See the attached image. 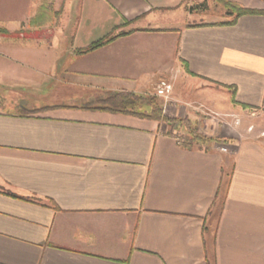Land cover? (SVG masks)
<instances>
[{"label":"crops","instance_id":"1","mask_svg":"<svg viewBox=\"0 0 264 264\" xmlns=\"http://www.w3.org/2000/svg\"><path fill=\"white\" fill-rule=\"evenodd\" d=\"M49 1H0V28L23 31L0 36V86L20 91L4 104L22 110L0 111V264H264V128L235 136L223 121L264 112V0H213L219 15L186 0ZM221 2L256 14L218 25L232 19ZM43 4L52 19L31 26ZM70 4L74 40L97 39L49 49L34 34L59 18L66 38ZM161 81L165 116L213 141L185 148L177 122L99 109Z\"/></svg>","mask_w":264,"mask_h":264},{"label":"rangeland","instance_id":"2","mask_svg":"<svg viewBox=\"0 0 264 264\" xmlns=\"http://www.w3.org/2000/svg\"><path fill=\"white\" fill-rule=\"evenodd\" d=\"M1 3H5L7 0H0ZM36 6H38L39 4H41L42 0H31ZM46 4L47 2H50L49 0H43ZM58 0H56V3L54 6H52V8L54 9H58L60 8L61 3L58 4ZM70 6V7H69ZM67 5V21L68 24L70 23V29H68V36L65 38L66 31L62 30L63 28V22L61 23V21L59 20V18H56L57 20L55 21V24L53 26L50 27H46L44 29H40L38 30L34 35L40 37V39H42V42L45 44V46L49 49L51 48H59L57 50H60L61 46H65V40L66 42L72 45V48L75 47H79L82 45H86L88 44L91 40L93 39H97L95 37V35L90 36V37H86L84 34H78L76 36V39L74 40V36H75V27H76V21L74 20V16L73 14H69V10H73L74 6ZM183 8L185 11H196L198 10L199 12H216L215 10L218 8L216 6L215 1L213 0H186L183 4H182ZM216 14V13H214ZM219 15V14H216ZM210 21L212 20H216L214 17L213 19H208ZM10 25V24H9ZM65 32V34H64ZM66 47V46H65ZM50 85V84H49ZM44 87V86H43ZM34 88H23V97H28L31 96L32 94H34ZM70 91V90H68ZM20 91H16V92H12L9 89H6L4 87L0 86V111L2 112H22V110L20 109H14L13 107H7L5 101H9L12 100V97L14 96L13 93L18 94ZM152 96H146L144 98H151ZM186 97L188 99H191L193 101H202V97L198 94H187ZM156 99V105H158L159 107H164L165 104H163V100L162 98H155ZM11 105V104H10ZM170 105V104H167ZM214 108L217 109V111L219 109H221V104H213ZM137 110L139 111H149L150 108L147 107L145 104H142L140 106L137 105L136 107ZM174 109H177V105L175 104H171L170 108H167V112L170 113L174 111ZM26 111H29V108H23V113H25ZM187 112H189L191 115L195 116L196 120H199V122L203 119H210V118H214L217 119V117L213 114H211L210 112H208L207 110H204L203 108H201L200 104H190L189 109L187 108ZM163 114L164 110H163ZM255 114V115H252ZM173 115V114H172ZM230 117V119L228 118ZM232 120V121H231ZM223 121H229L228 123L232 124V128L233 130H236L234 134L235 136L238 135V133L242 134L243 130H248V132H250L252 130V133H256V131L258 129H263L264 128V112L262 111H256V112H252V111H240V114H237V116H225V118H223ZM231 121V122H230ZM202 122V121H201ZM193 125V124H192ZM234 132V131H231Z\"/></svg>","mask_w":264,"mask_h":264},{"label":"trees","instance_id":"3","mask_svg":"<svg viewBox=\"0 0 264 264\" xmlns=\"http://www.w3.org/2000/svg\"><path fill=\"white\" fill-rule=\"evenodd\" d=\"M222 7L230 13L232 19L228 22H223L218 25H232L236 21V19L242 15H250L256 14V12L245 10L237 5L221 2ZM50 9L47 8L45 4L41 6V8L36 12V14L31 18L30 24L39 25L41 23H47L52 19V13H50ZM202 26V25H201ZM23 31H18L14 33H9L4 28H0V36H9V37H19ZM130 33V32H129ZM127 32L119 33L116 36H107L103 39L98 40L90 44L88 47L76 50V54H86L91 51H94L102 46L107 45L112 40L117 37L124 36L129 34ZM146 96H139L128 92H118L115 94H111L107 98L101 99V107L99 109L106 110L112 113H119L124 115H130L136 118L148 119L156 122H163L165 124H172L174 122L179 123L182 127L185 128L186 135L182 138L181 143L185 148H191L195 144L205 145L208 142L213 141V139H209L207 137L202 136L198 133L196 127H194L188 120H177L175 118H171L165 116L163 114L162 107L156 105V97L152 96L151 98H144ZM234 103V102H233ZM145 104L150 108L149 111H139L136 109L137 105L140 106ZM246 107H243L245 109Z\"/></svg>","mask_w":264,"mask_h":264},{"label":"built area","instance_id":"4","mask_svg":"<svg viewBox=\"0 0 264 264\" xmlns=\"http://www.w3.org/2000/svg\"><path fill=\"white\" fill-rule=\"evenodd\" d=\"M172 90V86L165 82L161 81L155 88L154 95L159 98L167 99Z\"/></svg>","mask_w":264,"mask_h":264}]
</instances>
